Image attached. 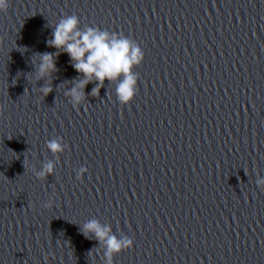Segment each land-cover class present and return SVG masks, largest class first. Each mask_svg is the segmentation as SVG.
Instances as JSON below:
<instances>
[{"label": "water", "instance_id": "95a60500", "mask_svg": "<svg viewBox=\"0 0 264 264\" xmlns=\"http://www.w3.org/2000/svg\"><path fill=\"white\" fill-rule=\"evenodd\" d=\"M71 14L144 51L128 104L106 79L74 107L64 90L80 74L66 52L34 78ZM54 137L66 148L37 178ZM258 176L264 97L186 43L112 0H10L0 13V264H106V245L81 231L89 219L133 238L114 264H264Z\"/></svg>", "mask_w": 264, "mask_h": 264}, {"label": "clouds", "instance_id": "9594fccd", "mask_svg": "<svg viewBox=\"0 0 264 264\" xmlns=\"http://www.w3.org/2000/svg\"><path fill=\"white\" fill-rule=\"evenodd\" d=\"M10 0H0V13L6 12ZM52 37L47 41L49 46H54L57 53H41L39 63L34 73V78H49L56 72V57L59 52H66L70 57L72 67L80 75L73 78L70 88H65L64 96L68 97L74 107H78L85 99L86 86L96 81L90 95H98L99 89L104 86L107 79L115 83V95L119 103L128 104L135 96L139 74L132 69L144 59V51L140 45L124 35L98 26L85 25L80 27V18L76 14L65 15L55 24ZM45 96L51 90V84L38 88ZM46 147L55 159L43 162L42 167L32 168L37 178H45L47 174L54 173L59 154L64 152L66 145L62 137H54L46 142ZM88 171L87 166H80L76 171V178L83 179ZM258 187L264 188V176H258ZM51 206V201L45 204ZM81 231L85 237H95L106 245V264H114V255L133 246V238L127 234L117 237L111 224H103L99 219H89L84 222Z\"/></svg>", "mask_w": 264, "mask_h": 264}]
</instances>
